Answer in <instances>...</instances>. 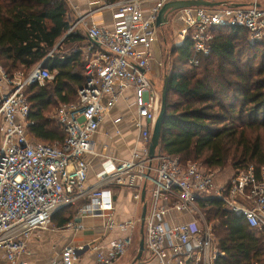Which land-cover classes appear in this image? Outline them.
<instances>
[{
	"label": "built area",
	"instance_id": "built-area-1",
	"mask_svg": "<svg viewBox=\"0 0 264 264\" xmlns=\"http://www.w3.org/2000/svg\"><path fill=\"white\" fill-rule=\"evenodd\" d=\"M86 1L94 7L90 14L113 9L116 21L110 28L92 21L87 28L94 41L84 49L86 84L76 100L61 103L54 115L66 133L64 141L49 144L29 131L26 90L32 84L44 86L54 74L42 63L9 74L0 61V261L32 264L24 254L35 232L47 230L57 212L77 206L66 227L82 230L88 219L102 218L109 238L68 244L49 264H79L87 252L95 254V264H117L135 244L137 223L136 216L119 217L118 187L128 189L131 202L141 206L146 189L145 251L134 264H214L224 252L201 204L220 200L247 228L264 233V165H249L221 181L219 170H204L196 161L184 164L178 156L158 150L151 158L160 97L147 71L158 42V14L172 0H155L149 14L143 5L150 0ZM208 1L220 4L175 11L183 25L179 37L184 41L192 36L195 54L210 52L213 28L242 27L250 42L264 40V0ZM126 89L135 92L140 130L136 147L128 159L100 153L102 169L97 182L89 185L87 158L99 155L92 137Z\"/></svg>",
	"mask_w": 264,
	"mask_h": 264
},
{
	"label": "trees",
	"instance_id": "trees-1",
	"mask_svg": "<svg viewBox=\"0 0 264 264\" xmlns=\"http://www.w3.org/2000/svg\"><path fill=\"white\" fill-rule=\"evenodd\" d=\"M70 15L67 0H0V61L8 73L28 72L48 58L46 68L54 74L44 86L32 84L26 90L29 131L49 144L64 141L66 133L47 111L76 100L86 84L84 49L91 41L79 28L69 33ZM211 32L208 54H195L192 36L173 50L159 153L178 156L184 164L200 160L204 170L227 165L234 171L249 165L260 169L264 165V40L250 42L242 27ZM201 208L215 222V241L224 252L214 264H264V234L262 239L251 236L241 217L220 200L204 202ZM76 212L55 214L53 220L63 228Z\"/></svg>",
	"mask_w": 264,
	"mask_h": 264
},
{
	"label": "crops",
	"instance_id": "crops-1",
	"mask_svg": "<svg viewBox=\"0 0 264 264\" xmlns=\"http://www.w3.org/2000/svg\"><path fill=\"white\" fill-rule=\"evenodd\" d=\"M67 1L70 8L71 20L74 19L76 22L81 18H85L83 25L80 24L75 29L79 28L87 37V28L92 21L107 28L112 27L116 21L114 17L116 12L113 9H106L90 14L94 7L86 0ZM155 3V0H150L144 3L143 9L145 14H149L150 8H152ZM182 28L183 25L181 29ZM181 42L182 41L178 42V44ZM159 49V42H157L154 45L153 58L150 61V68L147 71L148 76L152 79L155 86L159 83L160 78H162V71L164 73V70L159 68L155 62L156 59H158V56L161 55ZM117 118L122 119L116 123L115 120ZM136 118L137 106L135 103V92L133 89H126L111 110L110 114L105 117L100 129L92 137V140L95 143V150L99 155H91L87 158L89 165V185H93L97 182V173L102 169L103 157L100 153L105 152L110 156L120 159H128L131 157L136 147L137 137L140 132L136 124ZM221 178L222 179L220 180L224 181V176ZM114 189L116 191L118 212L121 220H127L133 216H137L138 205L131 202L129 190L118 187ZM247 229L251 236H254L257 239H262L264 233H261L260 230ZM127 233V231H117L116 234L126 235ZM107 238H109V236L104 230L102 218L88 219L85 228L82 230H75L65 226L59 229L54 228L37 231L29 244L27 252L24 254V258L32 264H49L52 259L60 253L62 248L68 244L80 245L89 241L98 243L103 240H108ZM124 258L125 257H123L117 264H119ZM0 264H7L4 258H1ZM79 264H95V254L92 252L85 253L81 257ZM132 264H134V262Z\"/></svg>",
	"mask_w": 264,
	"mask_h": 264
},
{
	"label": "rangeland",
	"instance_id": "rangeland-1",
	"mask_svg": "<svg viewBox=\"0 0 264 264\" xmlns=\"http://www.w3.org/2000/svg\"><path fill=\"white\" fill-rule=\"evenodd\" d=\"M75 23V20L72 19L71 20V26ZM182 27V24L179 20H177V13L175 12L170 18H169V22L168 24L164 25L163 27L160 28L159 30V34H158V42H159V47H160V51H161V55L158 56V59H156V65L159 66V68L164 70V73L162 71V78H160L159 83L155 86L156 91L159 93V97H160V104L159 106H161V96H162V91H163V86L165 83V77L167 75L170 74L171 72V68L173 65V50L175 48L176 45H178V42L181 41L180 37H179V32L180 29ZM78 29V28H77ZM76 30V29H75ZM159 62H161L163 65H159ZM165 76V77H164ZM58 108V104L57 105H53L50 107V110L47 111V116L48 117H52L54 118V115L57 111ZM160 111V110H159ZM159 151V150H158ZM196 162L201 164V161L197 160ZM216 170H219L221 172V174L223 176L227 175V174H231L234 172L232 166L230 167V165H227L225 168H217ZM151 196V192H149V196L148 198H150ZM73 209H70L69 211H64V213H58L59 217L61 214H66L69 215L70 213H73L75 210H77V206H72ZM141 210H142V206L138 205V210H137V223L134 227V238H135V244L134 246L130 249V251L127 253V255L125 256V258L119 263V264H132L133 262L136 261V258L138 256V252H139V242L141 239L140 236V231H141ZM58 214H56V216H58ZM56 221L58 218H55ZM207 219V217H206ZM207 221L210 224H215V222L213 221H209L207 219ZM56 229V228H61L59 226L56 225V222L53 220L52 223L48 226V229Z\"/></svg>",
	"mask_w": 264,
	"mask_h": 264
},
{
	"label": "water",
	"instance_id": "water-1",
	"mask_svg": "<svg viewBox=\"0 0 264 264\" xmlns=\"http://www.w3.org/2000/svg\"><path fill=\"white\" fill-rule=\"evenodd\" d=\"M218 4H220V3L219 2H211L208 0H172V1H168L160 9V12H159L158 18H157V26L159 28H161L164 25L168 24L170 15L179 9L192 7V6L213 7V6H216ZM88 38L90 39V41H92V42L94 41L91 37L88 36ZM47 63H48V58L42 62L41 67L46 68ZM168 85H169V75H167L166 79H165V84H164L162 96H161L160 111L158 113L156 124H155V127L153 129V133H152V137H151V142H150V157L151 158L155 157L157 150L159 148V144H160L163 121H164L165 115L167 113ZM145 198H146V189L143 190L142 199H141V201L143 203V208H142V213H141V218H140L141 219V231H140L141 239L139 242V252H138V256L136 258V261L140 260L142 258L143 253L145 251L144 225H145V217L147 214V203L145 201Z\"/></svg>",
	"mask_w": 264,
	"mask_h": 264
}]
</instances>
